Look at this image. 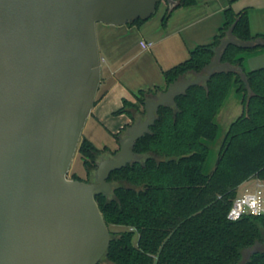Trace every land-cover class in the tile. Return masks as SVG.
I'll list each match as a JSON object with an SVG mask.
<instances>
[{
	"label": "water",
	"instance_id": "obj_1",
	"mask_svg": "<svg viewBox=\"0 0 264 264\" xmlns=\"http://www.w3.org/2000/svg\"><path fill=\"white\" fill-rule=\"evenodd\" d=\"M158 1L0 0V264H97L111 233L95 195L111 192L109 173L140 158L132 147L159 106L234 69L219 62L229 43L260 42L231 26L203 73L144 99V118L98 160L93 181L67 177L101 80L95 23L146 19Z\"/></svg>",
	"mask_w": 264,
	"mask_h": 264
},
{
	"label": "trees",
	"instance_id": "obj_2",
	"mask_svg": "<svg viewBox=\"0 0 264 264\" xmlns=\"http://www.w3.org/2000/svg\"><path fill=\"white\" fill-rule=\"evenodd\" d=\"M196 1H166L162 24L173 8ZM222 13L223 22L210 42L196 45L185 59L162 70L163 87L140 88L133 94L134 101L123 98L114 111L125 112L132 123L144 114L148 96L158 95L177 79L203 73L231 26L236 38L260 41L249 47L229 43L219 62L234 69L216 70L175 95L172 104L159 106L154 123L132 147L141 159L109 173L111 192L95 198L108 227L126 229L109 228V246L97 264H264V248L244 253L263 239L264 217H227L238 187L251 176L264 180V66L244 67L246 54L264 49V32L251 33L247 6L234 10L230 0ZM232 87L240 94L243 109L230 122L215 163L205 172L209 143L218 133L214 116ZM101 95L96 93L94 103ZM128 125L115 133L117 139ZM117 149L98 148L81 136L76 153L87 171L84 180L89 181L101 153L112 155Z\"/></svg>",
	"mask_w": 264,
	"mask_h": 264
},
{
	"label": "rangeland",
	"instance_id": "obj_3",
	"mask_svg": "<svg viewBox=\"0 0 264 264\" xmlns=\"http://www.w3.org/2000/svg\"><path fill=\"white\" fill-rule=\"evenodd\" d=\"M228 4H230V0H197L195 8L211 13V17L208 21L210 19L216 20L220 17L223 20L221 9ZM167 5L168 3L166 0H160L154 12L148 18L144 19V21L140 23L141 25L138 24L131 28L127 23H123V25L107 24L99 21L95 23L98 51L101 57L102 79L103 75L109 71L108 61H115L117 65V62L120 60H124L127 56H131V59L127 62L125 67L117 73L118 77H120L124 83L130 86L135 92L140 88L147 89L154 85L163 87L165 85V79L162 74V69H166L185 59L188 56V52L183 50L184 48L192 47V45H196L197 43H208L212 40L211 34H208L209 36L207 35L208 31L206 34L201 33L197 39L193 38L191 35L194 33L193 30L198 28L196 25L194 28H189L170 36L165 41H157L161 33L173 31L176 25L175 22L171 23L170 21L167 22V24L165 23V25L162 24V16L166 11ZM231 6L234 10H239L245 6L250 8L252 33L264 32V0H238ZM139 25L140 27H137ZM141 37L149 38L152 41L151 47L142 48L139 44V39ZM182 39L185 41L184 45L181 42ZM176 44L179 45L177 52L180 53V56L173 55V49L175 50ZM263 65L264 49L256 51L255 53L246 54L244 58V67L246 69H252ZM100 92L101 90H99L98 93ZM155 97L156 96H153V98ZM148 98H152V96H148ZM239 98L240 94L232 87L218 113L214 116V120L218 124V133L216 138L209 143V152L204 163L205 172L210 171L213 167L217 158L218 149L230 122L242 111ZM143 118L144 114L137 117L136 120H142ZM125 134L126 130L121 133L119 137H123ZM81 136L87 137L98 148H102L105 145L113 148L116 145L115 132L112 133L90 116L86 119ZM110 153V151H104L98 156V160L112 156L113 154L111 155ZM139 159H141V156ZM93 173L94 171L89 176V181L94 180ZM73 174L75 177L82 180L88 177L82 158L79 153L76 152L72 158L67 177L70 178ZM109 228L113 231L126 229L124 226L113 224L109 225ZM136 237L137 234L134 236L133 241L136 240ZM260 248H264V236L256 245L246 248L244 253L248 254L252 250Z\"/></svg>",
	"mask_w": 264,
	"mask_h": 264
},
{
	"label": "crops",
	"instance_id": "obj_4",
	"mask_svg": "<svg viewBox=\"0 0 264 264\" xmlns=\"http://www.w3.org/2000/svg\"><path fill=\"white\" fill-rule=\"evenodd\" d=\"M237 1L238 0L231 1V5ZM195 5L196 3L193 5L179 6V7L173 8L169 14L166 24L169 21L171 23L175 22L176 23L175 28L173 29V31H171L172 33L167 32V31L161 33L159 37L157 38V41H161V42L165 41L170 36L180 33L181 31H185L186 29L194 28L196 25L198 26V28L193 30L194 33L191 35L193 38L197 39L201 35V33L206 34L207 31H208L207 35L211 34L213 38V35L216 33L218 27L222 24L223 20L220 17L219 19H216V20L210 19L208 21V19L211 17V13L205 12V10H202V9L195 8L196 7ZM223 8L224 7H222L221 10H223ZM248 14H249V24H250V30H251L252 17H251L250 8H248ZM127 25H130L129 27L131 28L138 24H128L127 23ZM140 25L137 27H140ZM141 39L150 40L147 37H141L139 41ZM181 42L184 45V42H185L184 39H182ZM198 44L199 43H197L196 45ZM202 44H205V43H202ZM177 45L178 44L175 45V50L173 49L174 56H180V53L177 52V49H179V45L178 46ZM196 45H192V47L191 46L186 47V49L184 48L183 50H185L189 54V50L195 47ZM130 59H131V56H127L124 60L122 59L119 62H117V65L115 61L114 62L108 61L109 71H107L103 75V79L101 78L100 84L98 86V91H97L99 92V90H101L102 95L93 104L92 109L89 114V116L92 117L96 122L101 124L103 127L107 128L112 133L114 132L117 133L123 126H125L128 123L130 124L131 122L130 116H128L125 112L118 113V114L114 113V111H116L122 105L123 98L127 100H131V101L135 100L133 96L135 91H133V89L130 86H128L126 83H124L120 79V77H118L117 75V73L120 72L125 67V65ZM255 68H258V67H255ZM239 101L243 109L241 97L239 98ZM119 136H121V134ZM120 138L121 137H119L118 139L115 138V142L117 146H118V140ZM116 145L113 148L108 146V148L110 150H113L115 149V147L118 148ZM240 189H241V186L238 187V190Z\"/></svg>",
	"mask_w": 264,
	"mask_h": 264
},
{
	"label": "built area",
	"instance_id": "obj_5",
	"mask_svg": "<svg viewBox=\"0 0 264 264\" xmlns=\"http://www.w3.org/2000/svg\"><path fill=\"white\" fill-rule=\"evenodd\" d=\"M139 44L142 48H149L152 41L141 39ZM240 186L241 189L238 190L228 208L227 217L231 220L238 219L243 215L264 217V180L251 176Z\"/></svg>",
	"mask_w": 264,
	"mask_h": 264
},
{
	"label": "flooded vegetation",
	"instance_id": "obj_6",
	"mask_svg": "<svg viewBox=\"0 0 264 264\" xmlns=\"http://www.w3.org/2000/svg\"><path fill=\"white\" fill-rule=\"evenodd\" d=\"M186 78V77H185ZM185 78H180V79H185ZM153 98V97H152Z\"/></svg>",
	"mask_w": 264,
	"mask_h": 264
}]
</instances>
